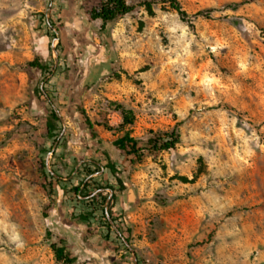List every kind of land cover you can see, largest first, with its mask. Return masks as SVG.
<instances>
[{
	"label": "rangeland",
	"instance_id": "rangeland-1",
	"mask_svg": "<svg viewBox=\"0 0 264 264\" xmlns=\"http://www.w3.org/2000/svg\"><path fill=\"white\" fill-rule=\"evenodd\" d=\"M127 1L135 10L103 25L90 14L100 0H0V264H61V239L73 264H135L98 203L80 222L87 205L46 177L48 156L67 182L89 160L107 164L104 151L126 186L109 208L138 264H264V0H178L185 18L170 0ZM53 42L62 66L50 75ZM116 102L134 111L140 158L114 145ZM173 131L174 147L150 148Z\"/></svg>",
	"mask_w": 264,
	"mask_h": 264
},
{
	"label": "trees",
	"instance_id": "trees-1",
	"mask_svg": "<svg viewBox=\"0 0 264 264\" xmlns=\"http://www.w3.org/2000/svg\"><path fill=\"white\" fill-rule=\"evenodd\" d=\"M172 7L178 12V14L185 18L189 14L182 7L181 3L178 0H170ZM141 5L145 6L148 11H152V2L151 1H143ZM136 8V4L128 2L127 0H100V4L96 7H93L90 14L91 18L94 20H101L103 25L116 21L123 15H126ZM46 27V35L48 36H56V33L52 30L54 26L53 16H50L49 20L46 15L43 16V20L41 22V27ZM52 50V48H51ZM57 50L61 51L60 43L57 45ZM31 66L39 68L44 73H51L53 65L50 62L41 63L38 58L29 62ZM59 66H62V61L60 60ZM39 93H42V90H39ZM115 109L121 113L122 121L119 124L121 130H123V134L120 135L115 141L114 145L125 152L128 155H133L134 157L140 158L143 155L144 147L140 145L139 140L135 138L129 130H126L128 126H132L135 123V114L134 111L130 108L125 107L121 103H115ZM88 120V119H87ZM61 118L56 113V110L52 108L51 116L47 120V130L49 135L57 138L59 135V129L61 128ZM151 141V149H170L174 147L180 140L179 134L176 131H173L163 137L154 138ZM104 156L107 159V164L102 166L98 160H89L83 163L77 171V174L69 181L64 182L61 179L56 178L50 171L46 170V165L42 162L44 169L46 170V177L49 181V185L54 188L57 184L61 183L64 185L63 189L65 194L67 195V199L73 201L77 199L78 201L84 202L87 205V209H81L78 213H75V218L87 224H91L94 219V213L97 209L95 206L96 203L99 204V208L101 210L102 215V223L109 230L113 231V226L110 223V220L106 214L105 202L109 196V191L105 190L99 192L98 194L88 197L94 191L100 188H112L114 191L113 199L116 198L118 193H121L125 190L126 186L122 178L118 175V164L112 159V157L108 154L107 151L103 152ZM54 168V165L52 164ZM104 168L103 174L99 176L92 177L88 179L86 182V178L93 174L94 172L100 171ZM106 175V176H105ZM104 177V178H103ZM85 182V183H84ZM69 184V186H68ZM52 195V193L50 194ZM84 197V198H83ZM53 201V198L52 200ZM53 207L52 202L46 206L44 214L47 216L49 209ZM109 213L112 219L117 222L118 218L115 215V209L113 205H110ZM118 225V224H117ZM120 230L122 228L118 225ZM123 233V231H122ZM109 236V233H107ZM124 235V233H123ZM116 236L118 233L116 232ZM129 240V238L127 237ZM51 248L54 252L55 259L57 262L61 264H73L76 261V257L72 254L70 250H68L67 245L65 244V240L61 239L60 242H53L51 244Z\"/></svg>",
	"mask_w": 264,
	"mask_h": 264
},
{
	"label": "water",
	"instance_id": "water-1",
	"mask_svg": "<svg viewBox=\"0 0 264 264\" xmlns=\"http://www.w3.org/2000/svg\"><path fill=\"white\" fill-rule=\"evenodd\" d=\"M52 3H53V0H51L50 7H51ZM47 17H48V20H49V15H47ZM55 32H56V38L54 39V42H55L56 40H59V38H60L57 29H55ZM54 42H53V45H52V49H53L54 54H55V64H54V69H53V71H52V73H51L50 75H52V74L55 72V70H56V68H57V66H58V64H59V52H58V50L56 49V46H55ZM42 85H43V84H42ZM54 108H55V106H54ZM56 112H57V114H60L58 110H56ZM59 116H60V115H59ZM60 137H61V135H60L59 138L56 140V143L54 144L53 149H52V151L50 152V156H51V154L53 153V151L55 150L56 145H57V143H58ZM84 161H85V160H82V161L76 166L75 171L79 168L80 164H81L82 162H84ZM47 167H48L49 171H50L54 176L59 177V178L61 177V176H60L59 174H57V173L52 169V167L50 166V163H49V156H48V158H47ZM103 169H104V168H103ZM75 171H74V172H75ZM91 176H92V175H90L89 177H91ZM89 177L85 180V182L89 179ZM85 182H84V183H85ZM105 190L109 191V196H108V198H107V200H106L105 208H106V214H107V216H108V218H109V220H110V223H111L112 226L115 228V230H116V232L118 233V235L122 238V240L124 241V243L126 244V246L131 250V252H132V254H133V257H134V260H135V264H138V258H137V253H136L135 249L132 247V245L130 244L129 240L123 235V233L121 232L120 228L116 225L115 221H114V220L112 219V217L110 216V213H109V203H110L111 198H112V196H113V189H112V188H100V189L94 191V192H93L91 195H89L88 197H92V196L98 194L99 192H102V191H105Z\"/></svg>",
	"mask_w": 264,
	"mask_h": 264
},
{
	"label": "crops",
	"instance_id": "crops-1",
	"mask_svg": "<svg viewBox=\"0 0 264 264\" xmlns=\"http://www.w3.org/2000/svg\"><path fill=\"white\" fill-rule=\"evenodd\" d=\"M45 38V35L43 36V39Z\"/></svg>",
	"mask_w": 264,
	"mask_h": 264
}]
</instances>
